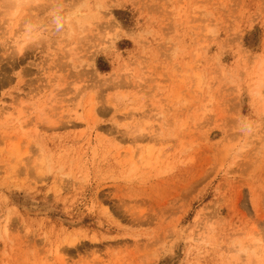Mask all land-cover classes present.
Listing matches in <instances>:
<instances>
[{"label": "rangeland", "instance_id": "obj_1", "mask_svg": "<svg viewBox=\"0 0 264 264\" xmlns=\"http://www.w3.org/2000/svg\"><path fill=\"white\" fill-rule=\"evenodd\" d=\"M7 1L0 264H264V0Z\"/></svg>", "mask_w": 264, "mask_h": 264}, {"label": "bare ground", "instance_id": "obj_2", "mask_svg": "<svg viewBox=\"0 0 264 264\" xmlns=\"http://www.w3.org/2000/svg\"><path fill=\"white\" fill-rule=\"evenodd\" d=\"M31 1L30 0H8L6 3L8 5V8L9 10L11 11V13H13L12 15H15L17 14V12L23 8L24 6L28 5ZM194 5V4H193ZM198 5L196 4V9L193 11V16L194 18L197 19V16H199V14L202 15V12H200V9L197 7ZM199 10V12L197 11ZM93 20V17H91L90 15L88 14H80L79 17L76 19L75 23L76 25L75 26H72L69 28V31L70 33H78L79 34V30H83V26H84V23H87V22H91ZM107 27V26H106ZM104 28V30L106 31L107 28ZM78 30V31H77ZM77 31V32H75ZM105 43V42H103ZM102 43V44H103ZM261 60V59H260ZM259 69L257 70H254V71H251L252 73L254 72V78L251 79V82H250V88H251V95L253 97H256L259 95V97H262V92L264 91V59L261 61V64H259ZM253 77V76H252ZM89 110V109H88ZM7 111V108L6 107H0V115H4V113ZM93 111V110H92ZM6 115V113H5ZM129 116V115H128ZM133 115L130 114V117H132ZM130 117H127V118H130ZM132 119V118H131ZM17 126L19 128H22L23 127V123L20 121V115L17 116ZM135 133V130L133 131ZM144 139V136L141 135L140 137L139 136H134L133 137V141H139V140H143ZM148 151L146 152H141V160H143L144 162H147L150 161V157L152 156V152L151 150L147 149ZM8 223V219L7 218H3V216L1 217L0 216V225H2V223ZM7 223L5 226H7Z\"/></svg>", "mask_w": 264, "mask_h": 264}]
</instances>
